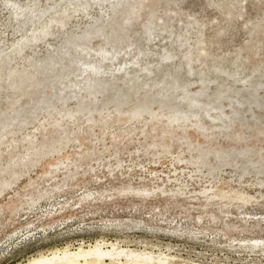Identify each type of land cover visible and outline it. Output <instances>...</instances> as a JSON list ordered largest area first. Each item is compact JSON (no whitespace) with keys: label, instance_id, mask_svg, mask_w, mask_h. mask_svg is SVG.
<instances>
[{"label":"rangeland","instance_id":"374dc122","mask_svg":"<svg viewBox=\"0 0 264 264\" xmlns=\"http://www.w3.org/2000/svg\"><path fill=\"white\" fill-rule=\"evenodd\" d=\"M256 239L264 0H0V264H264Z\"/></svg>","mask_w":264,"mask_h":264},{"label":"bare ground","instance_id":"6f19581e","mask_svg":"<svg viewBox=\"0 0 264 264\" xmlns=\"http://www.w3.org/2000/svg\"><path fill=\"white\" fill-rule=\"evenodd\" d=\"M250 244L262 247L264 239L248 242V245ZM106 260L109 262L107 263ZM169 262L171 260L159 254L153 255L152 252L121 247L113 242L97 241L86 249L78 246L74 250L68 248L54 250L47 254L34 256L19 264H168Z\"/></svg>","mask_w":264,"mask_h":264}]
</instances>
